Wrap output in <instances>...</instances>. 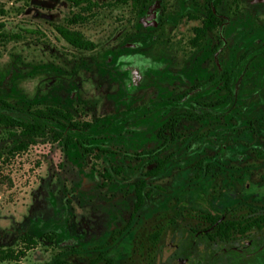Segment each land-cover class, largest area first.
I'll list each match as a JSON object with an SVG mask.
<instances>
[{
  "label": "rangeland",
  "instance_id": "1",
  "mask_svg": "<svg viewBox=\"0 0 264 264\" xmlns=\"http://www.w3.org/2000/svg\"><path fill=\"white\" fill-rule=\"evenodd\" d=\"M210 1L91 0L71 26L95 42L84 50L54 29L79 6L0 0V111L64 132L53 141L45 129L22 135L0 123V250L20 248L27 233L36 245L20 264H208L223 246L264 244V226L224 241L201 231L203 213H264V0H222L221 24L194 46ZM215 59L232 71L225 101L223 80L207 79L219 72ZM48 105L92 126L31 114ZM175 114L182 118L163 142L157 131ZM20 141L27 147L14 152ZM137 179L148 194L131 216Z\"/></svg>",
  "mask_w": 264,
  "mask_h": 264
},
{
  "label": "trees",
  "instance_id": "2",
  "mask_svg": "<svg viewBox=\"0 0 264 264\" xmlns=\"http://www.w3.org/2000/svg\"><path fill=\"white\" fill-rule=\"evenodd\" d=\"M73 6H79L80 10L77 12H73L71 15L64 18V23H57L54 24V29L58 33V35L64 39L68 44L71 46L84 49V50H91L95 47V42L86 38L83 33L71 26L81 23L86 19V14L83 13L85 10H89L91 7V0H67ZM114 3H128L130 2L133 6H137L141 0H112ZM219 3V0H213V5L216 6ZM220 24V18L215 14L209 4L206 10V15L202 19L201 24L193 27V36L190 38L192 44H198L200 40L204 37V35L209 30L215 29ZM3 27V23L0 22V34L1 28ZM6 106H11L7 102H3ZM31 114L40 117L42 119H54V116H62L63 118L67 119L66 126L70 129H77V130H87L92 126V122L88 120L79 121L74 119L70 112L64 111L61 108L55 106H45L44 108H37L31 110ZM182 118L180 114H175L171 116L167 121H165L158 129V134L161 135V132L165 129L173 130L176 126L177 122ZM0 123L13 127L19 131L22 135H30L40 130H47L51 133V138L53 141L58 140L64 135L63 130L59 128H55L46 122L41 121H24L16 118L15 116L1 112L0 111ZM15 133V132H14ZM11 132V134H14ZM160 137V136H159ZM65 145H69L74 141L72 135L67 134L64 138ZM27 147V143L25 141H20L15 144L11 149L15 151L23 150ZM83 152L88 153L92 150L91 146L81 145ZM167 161V157H157L155 159V164L152 168L148 171V174L156 175L164 166L165 162ZM116 173L120 172V168L114 167ZM1 176V174H0ZM106 176L108 178L111 177L110 173L107 172ZM1 179V177H0ZM145 186L144 179H137L134 181V195L135 200L133 202V209L132 213L136 212L142 205L145 196L148 194V191H143ZM207 225L206 228H212L209 230L210 233H206L208 239H215L218 238L220 240H227L231 236L233 232H240L244 233L251 228H259L264 225V214H250L248 216L239 217L238 219L235 218H223L221 220L218 217H214L208 213H206ZM159 230H157L154 234V238L157 237ZM54 234V233H53ZM51 234L50 236H45L47 239L51 240L54 236ZM20 241L22 246L20 248H6L0 250V260H12V264H20V258L25 255L26 251L36 245V239L24 233L20 236Z\"/></svg>",
  "mask_w": 264,
  "mask_h": 264
},
{
  "label": "flooded vegetation",
  "instance_id": "3",
  "mask_svg": "<svg viewBox=\"0 0 264 264\" xmlns=\"http://www.w3.org/2000/svg\"><path fill=\"white\" fill-rule=\"evenodd\" d=\"M221 1L222 0H219V3ZM209 4L211 5V8H212V6L214 7V9H212L213 12L215 14H217V16L220 18V16L218 15V13H217V11L215 9L216 6L213 5V0H211ZM221 22H222V20L220 18V24H221ZM190 43H191V41H190ZM199 44H200V42L198 44H193V45L194 46H197ZM247 51L248 50L243 51L240 54L239 58L242 59V57L247 53ZM215 64H216L219 72H215V73L211 74L207 79L210 80L211 78L214 79L215 77L219 76L223 80V87H224L225 91L227 92V94L224 96V101H225V100L230 99V97L232 95V88H231L232 71L231 70H226V69L220 70L221 69L220 68V63L216 59H215ZM132 70H133V83L135 84V82H136V80H137V78L139 76L134 71V69H132ZM203 83L204 82L197 83L194 86L193 91L194 90L196 91L197 89H199L198 86L202 85ZM1 102L3 104V102H6V101L1 100ZM195 117L198 118V117H201V115H196ZM163 133H164V131L161 132V135L157 133V136L162 137V134ZM175 136H177L176 133L174 134V137ZM162 139H163V142H164L165 141L164 136L162 137ZM82 144L83 143L79 141L80 147H81ZM97 149L98 150H103V151L105 150L102 147H97ZM164 157H167V156H164ZM160 158H163V157H160ZM167 160H168V157H167ZM147 175H151V174H148V171H147ZM152 176H154V175H152ZM132 209H133V205H132ZM261 214H264V213H260V215ZM206 215H207L206 213H203V215L201 216V222L204 223V228H202L201 231L203 233H205V234L206 233L208 234V233H210L209 230H212V228H206V225H207V222H208L207 219H206ZM212 216H214V215H212ZM214 217H218L219 220H221L223 218H228V217H225L224 215L214 216ZM233 218L238 219L239 217H233ZM263 226L264 225H262L261 227H263ZM261 227H259V228H261ZM236 233H238V234H244L245 232L244 233L236 232ZM51 234H53V233L52 232L45 233L44 236H50ZM53 236H55V235L53 234ZM230 236H233V234L231 233ZM216 239L217 240H220L218 238L211 239V240H216ZM222 241H224V240H222ZM263 250H264V244L263 243L258 244L255 247H253V241H252V239H248V240H245L244 243L237 242L235 245L233 244L228 249L223 246L222 249H220V250H218L216 252V253L220 254L219 257H217V259L216 258L215 259L212 258V263L210 262L208 264H264V251ZM180 263L183 264V262H181L179 259H176L175 261L171 262L170 264H180Z\"/></svg>",
  "mask_w": 264,
  "mask_h": 264
},
{
  "label": "water",
  "instance_id": "4",
  "mask_svg": "<svg viewBox=\"0 0 264 264\" xmlns=\"http://www.w3.org/2000/svg\"><path fill=\"white\" fill-rule=\"evenodd\" d=\"M212 9H214V7L212 6ZM181 264V263H180Z\"/></svg>",
  "mask_w": 264,
  "mask_h": 264
}]
</instances>
